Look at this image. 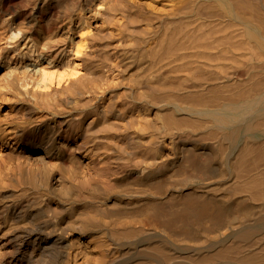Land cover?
I'll return each mask as SVG.
<instances>
[{
  "label": "bare ground",
  "instance_id": "bare-ground-1",
  "mask_svg": "<svg viewBox=\"0 0 264 264\" xmlns=\"http://www.w3.org/2000/svg\"><path fill=\"white\" fill-rule=\"evenodd\" d=\"M0 264H264V0H0Z\"/></svg>",
  "mask_w": 264,
  "mask_h": 264
},
{
  "label": "rangeland",
  "instance_id": "rangeland-1",
  "mask_svg": "<svg viewBox=\"0 0 264 264\" xmlns=\"http://www.w3.org/2000/svg\"><path fill=\"white\" fill-rule=\"evenodd\" d=\"M47 14H48V13H45L46 17H47ZM45 15H44V18H46Z\"/></svg>",
  "mask_w": 264,
  "mask_h": 264
}]
</instances>
